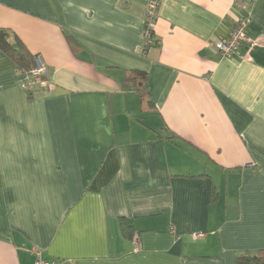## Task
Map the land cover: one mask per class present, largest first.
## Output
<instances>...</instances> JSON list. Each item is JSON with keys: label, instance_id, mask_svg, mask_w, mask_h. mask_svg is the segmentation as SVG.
I'll return each mask as SVG.
<instances>
[{"label": "crops", "instance_id": "crops-1", "mask_svg": "<svg viewBox=\"0 0 264 264\" xmlns=\"http://www.w3.org/2000/svg\"><path fill=\"white\" fill-rule=\"evenodd\" d=\"M0 0V264H236L264 250V0ZM74 41V45L70 43ZM148 74V98L128 88ZM129 225L131 238L124 235ZM205 238L196 239L195 234Z\"/></svg>", "mask_w": 264, "mask_h": 264}, {"label": "built area", "instance_id": "built-area-1", "mask_svg": "<svg viewBox=\"0 0 264 264\" xmlns=\"http://www.w3.org/2000/svg\"><path fill=\"white\" fill-rule=\"evenodd\" d=\"M163 0H150L147 11L146 23L142 33L143 44L140 48L141 55H146L149 49L154 44L153 32L158 18L159 8ZM248 20L241 18L237 21L235 27L227 38L218 41L214 46L217 51L225 58H232L236 56L240 50L246 45H255L264 41V36L251 39L247 35ZM48 70L44 66L42 60L36 59L35 67L25 74V79L22 83L25 90L31 89L32 86H39L42 88L50 87L48 80L45 78ZM196 239L205 238L204 233L195 234ZM34 264H59L55 261H47L43 259L42 253L35 250Z\"/></svg>", "mask_w": 264, "mask_h": 264}, {"label": "trees", "instance_id": "trees-1", "mask_svg": "<svg viewBox=\"0 0 264 264\" xmlns=\"http://www.w3.org/2000/svg\"><path fill=\"white\" fill-rule=\"evenodd\" d=\"M153 37V45H157L154 32ZM70 43L72 46L74 45V41L70 40ZM0 50L11 58L24 74H28L36 65V56L30 52L24 42L17 35L13 34L8 29L0 28ZM147 80L148 74L146 72L133 71L129 74L127 86L128 88L137 91L143 100L144 97H149ZM33 87L40 88L39 86H32L31 89L26 91L31 93ZM130 229L132 228L128 224H124L125 237L131 238ZM236 264H264V250H261L256 254H239L236 258Z\"/></svg>", "mask_w": 264, "mask_h": 264}]
</instances>
